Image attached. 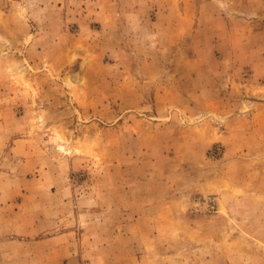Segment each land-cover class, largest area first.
I'll return each instance as SVG.
<instances>
[{
	"label": "rangeland",
	"instance_id": "rangeland-1",
	"mask_svg": "<svg viewBox=\"0 0 264 264\" xmlns=\"http://www.w3.org/2000/svg\"><path fill=\"white\" fill-rule=\"evenodd\" d=\"M48 235L264 264V0H0V264Z\"/></svg>",
	"mask_w": 264,
	"mask_h": 264
},
{
	"label": "crops",
	"instance_id": "crops-1",
	"mask_svg": "<svg viewBox=\"0 0 264 264\" xmlns=\"http://www.w3.org/2000/svg\"><path fill=\"white\" fill-rule=\"evenodd\" d=\"M60 239L61 236L48 235V264H69V262L65 260L67 255L61 253L69 252L70 248L55 242V240Z\"/></svg>",
	"mask_w": 264,
	"mask_h": 264
}]
</instances>
